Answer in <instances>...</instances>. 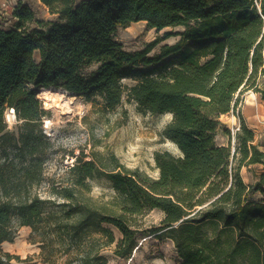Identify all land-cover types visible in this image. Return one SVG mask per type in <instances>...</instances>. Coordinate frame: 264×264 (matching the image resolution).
Returning <instances> with one entry per match:
<instances>
[{
  "label": "trees",
  "instance_id": "trees-1",
  "mask_svg": "<svg viewBox=\"0 0 264 264\" xmlns=\"http://www.w3.org/2000/svg\"><path fill=\"white\" fill-rule=\"evenodd\" d=\"M41 2L52 18H38L20 0L12 26H0V264L20 259L3 244L13 243L22 227L33 230L44 264L61 258L109 264L105 251L113 246L116 256L130 257L139 220L154 209L165 214L155 232L168 231L179 264H264V150L237 112L247 92L264 100V0ZM138 22L186 31L178 44L150 56L159 40L134 52L117 40L120 29ZM172 55L176 64L126 88L124 79L167 65ZM50 87L88 100L100 96L108 111L127 94L143 113L171 114L163 136L179 152L155 153L157 178L118 162L108 168L85 154L64 180L49 178L53 143L39 91ZM9 110L19 122L16 131L6 121ZM232 111L240 119L234 152L231 139L227 146L216 140L221 117ZM244 166L259 167L254 183L245 182ZM98 178L112 183L110 201L91 195ZM45 181L46 197L40 192Z\"/></svg>",
  "mask_w": 264,
  "mask_h": 264
},
{
  "label": "rangeland",
  "instance_id": "rangeland-1",
  "mask_svg": "<svg viewBox=\"0 0 264 264\" xmlns=\"http://www.w3.org/2000/svg\"><path fill=\"white\" fill-rule=\"evenodd\" d=\"M20 0H0V26L9 28L13 24L12 11ZM29 4L36 12L38 18L49 19L48 8L41 0H21ZM186 31L183 25L165 28L161 31L151 29L146 22L132 24L127 29H120L117 40L124 45L127 51H138L147 44L159 40L150 56L161 52L165 45H176L182 39ZM167 33L173 35L166 37ZM166 37V38H165ZM176 55L168 57L164 63L167 65L157 68H144L141 72L134 73L123 80L126 88L137 84L143 76H158L167 68L176 64ZM264 87V84L262 85ZM41 91V89H40ZM39 91V93H40ZM55 96L56 100L45 103L44 108L49 112L45 117L43 127L50 137L53 148L49 153L46 164L47 176L61 182L66 177V171L72 166L77 157L85 154L87 159L95 156L98 161L112 168L117 162L128 169H139L152 178L159 176L156 168L155 153L157 151H170L177 154L178 148L174 143L166 140L163 130L172 120L171 114L143 113L139 111L135 102L129 101L127 94L124 95L121 104L112 111L105 109L103 99L94 96L91 100L83 96L73 95L69 92ZM49 104V105H47ZM237 112H241L247 124L256 134V143L264 150V101L261 95L250 91L242 96V103ZM11 115V119H9ZM6 121L9 129L16 131L18 121L10 110L6 113ZM240 128L238 114L230 112L221 117V127L216 134L218 144L228 145L232 140V151L237 145V131ZM146 134V135H144ZM111 158L113 160H111ZM232 163L234 164L233 160ZM259 167L251 168L244 166L241 174L247 184L254 183ZM91 195L100 202L110 201L115 196L112 183L104 178L94 179L91 182ZM48 181L41 188V194L48 196ZM256 198L261 199L262 195ZM165 218L163 211L154 209L148 211L146 216L141 217V230L138 243L132 255L120 258L113 252L114 246L105 251L109 264H179L176 244L167 230L155 232L162 227ZM117 237L120 233L115 230ZM5 252L20 257L14 259L10 264H44L41 256L42 249L37 242V237L30 227H22L13 243L3 246ZM55 264H65L63 258L58 259Z\"/></svg>",
  "mask_w": 264,
  "mask_h": 264
},
{
  "label": "bare ground",
  "instance_id": "bare-ground-1",
  "mask_svg": "<svg viewBox=\"0 0 264 264\" xmlns=\"http://www.w3.org/2000/svg\"><path fill=\"white\" fill-rule=\"evenodd\" d=\"M67 91L65 89H58L55 87H50V88H41V91L39 93V97L42 101L45 103L53 102L56 100L55 96H60L61 99L64 97V93ZM49 105V104H47ZM14 113V110H13ZM9 119H11V115H9ZM146 135V134H144Z\"/></svg>",
  "mask_w": 264,
  "mask_h": 264
},
{
  "label": "built area",
  "instance_id": "built-area-1",
  "mask_svg": "<svg viewBox=\"0 0 264 264\" xmlns=\"http://www.w3.org/2000/svg\"><path fill=\"white\" fill-rule=\"evenodd\" d=\"M11 112L13 113V110H11ZM13 114H15V113H13ZM46 128H47V126H46ZM46 128H45V129H46ZM45 131H46V130H45ZM46 133H47V132H46ZM48 135H49V134H48ZM49 136H50V135H49Z\"/></svg>",
  "mask_w": 264,
  "mask_h": 264
},
{
  "label": "crops",
  "instance_id": "crops-1",
  "mask_svg": "<svg viewBox=\"0 0 264 264\" xmlns=\"http://www.w3.org/2000/svg\"><path fill=\"white\" fill-rule=\"evenodd\" d=\"M263 100V99H262ZM264 101V100H263ZM6 243H9V242H5L4 244H6ZM4 244H3V246H4Z\"/></svg>",
  "mask_w": 264,
  "mask_h": 264
}]
</instances>
